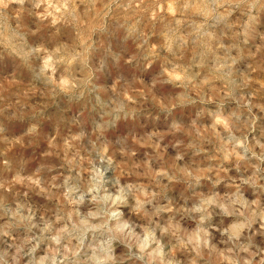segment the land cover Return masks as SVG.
Segmentation results:
<instances>
[{
  "label": "rangeland",
  "instance_id": "1",
  "mask_svg": "<svg viewBox=\"0 0 264 264\" xmlns=\"http://www.w3.org/2000/svg\"><path fill=\"white\" fill-rule=\"evenodd\" d=\"M63 2L0 0V34L16 39L25 37L26 44L21 55L9 51L8 58L0 60V120L4 127L0 139L20 137L27 131L29 121L38 123L41 149L46 146L55 149V155L61 157L66 148L79 150L78 142L71 139L76 130L90 134L96 123L106 125L103 136L98 140L91 137L96 141L92 158L103 173L96 195L103 203H91L90 196H86L80 210L86 214L88 210L103 209V219L118 238L114 241L118 264H146V256L144 260L136 259L137 245L146 229L165 245H171L177 239L171 229L167 233L163 229L178 226V236L186 239L199 226L212 231L216 243L220 237L213 226L223 229L237 219L224 215L217 205L228 204L227 196L235 191L234 183L239 184L240 176L246 177L251 172L244 173L242 168L238 173L231 164H225L224 171H215L218 156H213L216 137L211 133L219 132L225 121L213 120L207 112L198 125L207 140L204 147L209 156L195 157L193 150L173 146L177 140L187 143L188 137L187 133L174 135L169 131L171 119L175 117L187 127L195 117L194 109L177 108L174 100L183 92L180 82L188 67L183 61L191 62L200 49H187V57L177 58L172 66H166L159 58V45H154L153 39L159 37L162 43L168 39L167 22L175 12L172 0H96L86 11H81L84 5L73 3L76 11L72 15L61 7ZM207 48L206 56L197 57V63L202 65L198 69V90L212 101L225 96L231 81L234 95L250 102L251 112L242 109L241 116L242 120L254 121L248 132L249 141L264 142L260 135L264 132V43L253 41L243 45L236 43L231 34H225L219 42L210 41ZM225 48L236 63L230 70L217 71L212 53L223 63L227 58ZM157 63L161 65L162 78L161 75L154 78ZM171 87L177 88L175 97ZM225 103L226 113L236 109L235 101ZM165 109L173 113L169 115ZM26 134L36 136L38 132ZM82 143L91 150L87 138ZM155 144L159 147H153ZM103 148L107 155L100 162L97 152ZM130 151L136 155L124 154ZM177 152L185 153L183 160L175 159ZM28 155H32V149ZM108 157L113 159L111 165ZM84 167L79 184L86 192L89 173L86 163ZM182 167L213 171L205 173V178L197 183L180 171ZM158 170L167 171L168 176L156 175ZM72 174L75 176V171ZM217 176L222 177L219 184L215 183ZM260 183L264 184V180ZM243 190L249 200L259 195L264 202V192H254L247 185ZM214 195L217 205L208 208L210 216L193 211L203 199ZM117 196L120 199L113 204L112 199ZM31 202L34 222L41 227L60 203L59 199L49 201L41 197H33ZM202 215L206 216L203 222ZM259 227L257 220L253 229ZM178 258L187 264L184 254H178Z\"/></svg>",
  "mask_w": 264,
  "mask_h": 264
},
{
  "label": "clouds",
  "instance_id": "2",
  "mask_svg": "<svg viewBox=\"0 0 264 264\" xmlns=\"http://www.w3.org/2000/svg\"><path fill=\"white\" fill-rule=\"evenodd\" d=\"M46 2L47 0H40V3ZM95 2L96 0H64L61 7L68 15H72L76 11L72 7L73 3L84 5L81 11H86ZM172 3L175 5V12L167 22L168 39L163 43L159 37L153 39V44L159 45V58L163 59L166 66H172L177 58L187 57V49H200L191 62L183 61L188 63L184 80L180 82L183 92L179 99L174 100L177 108L194 109L195 117L190 119L187 127L175 117L171 119L169 131L174 135L187 133L188 137L187 143L177 140L173 146L193 150L195 157L207 158L209 152L204 147L207 140L198 125L200 117L207 112L213 120L223 118L225 121L219 132L211 133L216 137L213 156H218V160L215 171H224V165L231 164L238 173L243 168L244 173L250 171L251 174L246 177L241 175L240 183H234L235 191L227 196L228 204L217 205V197L214 195L203 199L201 205L193 209L210 216L208 208L217 205L224 215L237 217L223 229L213 226V231L218 232L220 237L216 243H213L212 231L199 226L186 239L178 236V226L170 225L163 229L164 233L171 229L172 235L176 237L177 242L171 245H165L153 232L146 229L143 239L138 242L139 255L136 259L144 260L146 256V264H183L178 254H184L187 264H264V202L259 195L256 199L249 200L243 190V186L247 185L254 192H264V184L260 183L264 180V142L261 139L249 141L248 132L254 121L251 118L242 120L241 116L242 109L251 112L250 102L242 96L238 99L234 95L231 81L225 96L212 101H209L207 94L198 90V69L202 65L197 63V57L208 54V43L219 42V38L225 34H231L236 43L243 45L253 41L264 43V0H172ZM25 46V37L16 39L0 34V60L8 58L9 51L21 55ZM220 46L224 47L223 44ZM225 54L227 58L221 63V58L212 53L217 71L224 68L230 70L231 65L236 63L235 58L230 56L229 49L225 48ZM229 59L231 63L228 62ZM156 66L154 78L161 75V65L157 63ZM171 88L175 90V97L177 88ZM194 91L195 95L192 94ZM226 100L235 101L236 109L226 113ZM164 111L169 115L173 113L170 109ZM214 127L213 125V129ZM31 131H37L38 135L28 136L26 132ZM105 131L106 125L101 123H96L90 134L82 129L76 130L71 139L78 142L79 150L66 148L65 155L61 157L55 155V149L47 146L41 149L38 123L29 121L27 131L20 137L0 139L3 144V148H0V264H118L114 247V241L118 238L108 227V221L103 219V209L88 210L86 214L80 210L86 196H90L91 203H103L96 195L103 173L92 158V153L96 151V141L91 137L95 136L98 140ZM3 132V121L0 120V134ZM260 135L264 137V132ZM86 138L92 145L91 150L83 146L82 142ZM153 147L158 148L159 144ZM29 149H32V155H28ZM124 154L136 155L135 151ZM106 155V148L97 152L100 162L105 160ZM184 157V152H177L175 159L181 161ZM107 162L111 165L112 157H108ZM85 163L89 173L86 192L81 190L79 184ZM74 171L75 176L72 174ZM180 171L199 183L205 178V173L213 169L190 170L182 167ZM155 174L168 176L165 170H158ZM221 179L222 177L217 176L215 183L219 184ZM128 186L133 187L131 184ZM33 197L49 201L55 198L60 201L42 227L34 222L35 210L31 202ZM119 199V196L115 197L112 203L115 204ZM137 203L139 205V199ZM237 205L239 207H235ZM205 219L204 215L200 217L201 222ZM96 220L102 222L93 223ZM257 220L260 221V227L254 230L253 225ZM258 237L261 239L258 240ZM128 248L130 251L131 245Z\"/></svg>",
  "mask_w": 264,
  "mask_h": 264
}]
</instances>
